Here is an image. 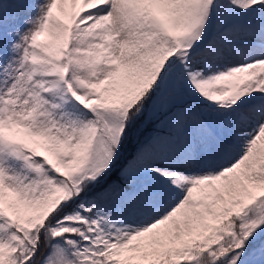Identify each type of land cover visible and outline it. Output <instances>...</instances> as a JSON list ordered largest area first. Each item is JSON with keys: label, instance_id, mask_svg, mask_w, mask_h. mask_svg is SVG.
Returning a JSON list of instances; mask_svg holds the SVG:
<instances>
[{"label": "rangeland", "instance_id": "1", "mask_svg": "<svg viewBox=\"0 0 264 264\" xmlns=\"http://www.w3.org/2000/svg\"><path fill=\"white\" fill-rule=\"evenodd\" d=\"M41 1L26 13L18 0H0V105L8 100L6 112L34 113L41 134L30 136L27 155H9L0 166V262L20 264L34 253L36 231L25 221L35 217L48 218L54 233L40 264H160L167 255L182 260L195 247L208 261L187 264H264V102L252 100L251 80L241 86L230 80L252 60L242 57L243 47L221 46L251 27L230 25L225 0H163V19L145 8L129 32L103 43L108 53L100 62L64 47L61 61L31 70L22 35L44 20L54 0ZM158 68L162 87L150 114L165 116L121 169L131 181L121 201L131 193L127 209L136 208L120 214L118 204L93 223L82 198L52 215L49 195L64 196L68 181L80 185L111 169L126 107ZM104 85L110 95L102 105ZM193 97L197 102H186ZM30 98L36 109L26 105ZM233 219L243 220L238 230ZM225 221L231 228L215 235ZM223 243L236 248L223 256L228 249L212 247Z\"/></svg>", "mask_w": 264, "mask_h": 264}, {"label": "bare ground", "instance_id": "2", "mask_svg": "<svg viewBox=\"0 0 264 264\" xmlns=\"http://www.w3.org/2000/svg\"><path fill=\"white\" fill-rule=\"evenodd\" d=\"M18 1L17 6L22 11L30 13L33 4H38L35 1L39 0ZM40 3H44V0ZM224 3L231 26L237 28L240 24L246 23L251 27L249 33L238 35L237 39H234L235 32L231 39L221 43L222 47L242 46V57L252 59L245 65L246 67L241 66L236 70L235 76L230 80L238 86L246 85L247 81L251 80L256 92L252 100L264 102V0H225ZM49 5L44 20L37 19L31 33L21 34L24 37V44L28 46L31 70L39 68L44 63L55 65L61 61V51H64V47L67 50L76 49L85 52L87 61L100 62L108 53L106 50L108 47L105 48L103 43L117 34H125V31L134 26L138 14H141L145 8L152 7L153 15L158 19H163L165 16L163 0H54L49 2ZM38 6L42 7L40 4ZM11 38L10 35L9 39ZM239 38L248 39L241 41ZM21 64L20 68H22ZM22 69L23 73L28 75L29 70ZM36 100L30 98L29 104L26 105L30 109L31 106L36 109L37 105L34 104ZM49 103L48 97L46 106H49ZM7 105L10 106L8 100L0 105V166L9 155L15 158H23L27 155L28 153L24 155L25 151L23 153L22 150L26 148V143L31 141L30 136L34 137L40 132L33 127L36 116L34 113H27L23 107L6 112ZM16 131L20 132L18 136L14 134ZM132 196L131 193L123 196L117 213L129 214L136 208L137 205H133L127 209Z\"/></svg>", "mask_w": 264, "mask_h": 264}, {"label": "trees", "instance_id": "3", "mask_svg": "<svg viewBox=\"0 0 264 264\" xmlns=\"http://www.w3.org/2000/svg\"><path fill=\"white\" fill-rule=\"evenodd\" d=\"M177 58H175L176 60ZM160 85L155 86L154 81H150L148 85L143 88H137L132 97V100L126 108L125 121L123 129L120 133L117 149L112 148L113 163L112 169L98 177L86 178L80 185H76L72 181H68L65 188V195H57L51 197L49 195V201L53 208L51 214L56 215L60 212L64 213V209H72L70 206L74 196H78L74 204H77L81 200V196L88 200V213L91 222H96V218H102L103 215L111 208H114L119 202V199L123 192L130 188V183L121 173V160L125 163L129 162L133 151L140 146H145L149 143L150 137L157 131L159 120L165 115V111H158L154 116L149 115L152 104L156 101L159 92ZM101 101L104 104L109 98V89L107 86H103L100 89ZM193 101H197L194 98ZM75 152L79 153L80 148L75 147ZM48 218L37 221L35 217L29 220V227L36 231V243L33 258L28 256L24 258L20 264H40L45 257V254L50 248L51 242L54 238L52 227L48 224ZM233 227L238 230L242 224L241 220L233 219ZM197 221V226L199 225ZM231 228V223L225 221L214 230L215 235H220L223 230ZM223 236V235H222ZM235 245L232 243H223L222 246L213 245L214 251H220L221 249L233 248ZM199 258L203 263L208 261V253L202 250H198L195 247L191 253L182 260H175L171 255L160 260V264H187L191 259ZM0 264H8L0 262Z\"/></svg>", "mask_w": 264, "mask_h": 264}, {"label": "water", "instance_id": "4", "mask_svg": "<svg viewBox=\"0 0 264 264\" xmlns=\"http://www.w3.org/2000/svg\"><path fill=\"white\" fill-rule=\"evenodd\" d=\"M229 253H230V251L226 252L225 255H227V254H229Z\"/></svg>", "mask_w": 264, "mask_h": 264}]
</instances>
